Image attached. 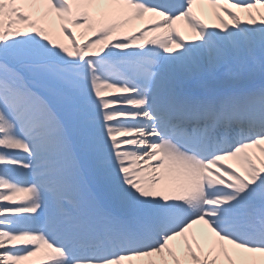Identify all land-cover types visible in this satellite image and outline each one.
Wrapping results in <instances>:
<instances>
[{
  "label": "snow or ice",
  "instance_id": "obj_1",
  "mask_svg": "<svg viewBox=\"0 0 264 264\" xmlns=\"http://www.w3.org/2000/svg\"><path fill=\"white\" fill-rule=\"evenodd\" d=\"M0 264H264V0H0Z\"/></svg>",
  "mask_w": 264,
  "mask_h": 264
},
{
  "label": "bare ground",
  "instance_id": "obj_2",
  "mask_svg": "<svg viewBox=\"0 0 264 264\" xmlns=\"http://www.w3.org/2000/svg\"><path fill=\"white\" fill-rule=\"evenodd\" d=\"M203 18L206 19V21L211 22L210 17H208L206 14H204ZM177 27L182 32V34H184L186 37L190 35L188 29L185 26L179 24L177 25Z\"/></svg>",
  "mask_w": 264,
  "mask_h": 264
}]
</instances>
